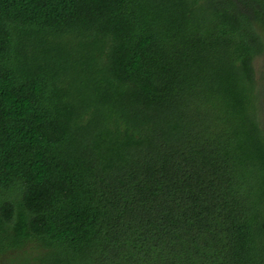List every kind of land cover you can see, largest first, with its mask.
<instances>
[{
    "label": "trees",
    "instance_id": "16d2710c",
    "mask_svg": "<svg viewBox=\"0 0 264 264\" xmlns=\"http://www.w3.org/2000/svg\"><path fill=\"white\" fill-rule=\"evenodd\" d=\"M264 0H0V264H264Z\"/></svg>",
    "mask_w": 264,
    "mask_h": 264
},
{
    "label": "rangeland",
    "instance_id": "374dc122",
    "mask_svg": "<svg viewBox=\"0 0 264 264\" xmlns=\"http://www.w3.org/2000/svg\"><path fill=\"white\" fill-rule=\"evenodd\" d=\"M256 66H257V70H258V74L259 76L262 77V82L264 83V53L257 57L256 59ZM259 106H261V109H262V119L264 121V95L263 97H260L259 99Z\"/></svg>",
    "mask_w": 264,
    "mask_h": 264
}]
</instances>
